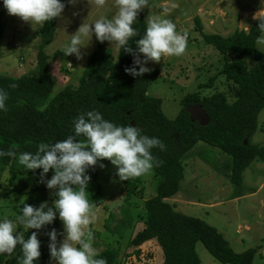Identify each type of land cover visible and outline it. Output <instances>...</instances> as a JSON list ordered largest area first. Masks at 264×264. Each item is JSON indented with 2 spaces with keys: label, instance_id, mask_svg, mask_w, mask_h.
<instances>
[{
  "label": "trees",
  "instance_id": "16d2710c",
  "mask_svg": "<svg viewBox=\"0 0 264 264\" xmlns=\"http://www.w3.org/2000/svg\"><path fill=\"white\" fill-rule=\"evenodd\" d=\"M61 2L65 3L66 9L69 0ZM5 14L7 11L0 2V22ZM57 20L54 18L46 22L38 30L39 43L33 74L19 77L0 75V88L8 93L7 111L0 112V150L34 153L41 142L63 140L74 135L72 121L87 111L95 110L105 120L119 126L137 127L143 135L160 139L165 150L152 149L154 159L159 162V166L152 168L156 176V193L144 201L143 228L129 241V246L136 248L134 254L139 255L143 244L155 241L163 254L162 264H200L195 250L196 244L200 243L221 264H253L257 249L234 252L214 227L198 218L176 212L166 200L178 193L184 176L182 158L198 142L231 158L230 182L236 187L241 186L243 173L255 160L264 161V146L251 143L257 131L258 115L264 108V53L255 43L261 35L257 30L259 23L253 24L248 31H235L226 37L202 34L204 43L222 57L220 76L234 87L233 100L229 102L223 92H214L206 97L197 93L186 94L180 100L179 113L170 120L162 112L161 100L147 94L149 85L159 77V71L151 69L149 73L136 77L124 71L126 67L133 66L135 56L145 59L136 48V41L142 37L147 26L143 9L133 24L139 35L129 41L133 52L118 49L114 59L105 42L97 41L95 49L87 57L78 85L65 87L48 100L53 91L54 78L46 48L54 40ZM207 86L210 87L211 83ZM196 105L201 106L209 118L205 126L192 122L185 110ZM5 169L9 170L11 183L19 185L14 186L15 192L25 193L20 209L25 203L38 207L49 200L50 190L45 184L38 183L42 169L28 172L15 159L0 158V173ZM52 174L50 170L45 180L50 179ZM86 174L91 178L87 188L88 198L96 204L101 194L96 165L89 168ZM131 187V183L127 184V188ZM124 212L128 218L124 228L128 230L131 219L128 211ZM53 224H57L56 219ZM34 231L25 229V239ZM37 235L41 242V256L34 264H52L54 260L50 257L48 245L42 236ZM21 255L20 248L9 264H18ZM97 258L105 259L107 264H118V253L110 247H106Z\"/></svg>",
  "mask_w": 264,
  "mask_h": 264
},
{
  "label": "rangeland",
  "instance_id": "374dc122",
  "mask_svg": "<svg viewBox=\"0 0 264 264\" xmlns=\"http://www.w3.org/2000/svg\"><path fill=\"white\" fill-rule=\"evenodd\" d=\"M260 7V0H147L143 9L147 23L150 18L169 19L176 25L177 33L187 37L183 55L163 56L159 62L149 60L145 64V67L159 71V77L149 85L147 94L161 100V109L167 119L177 116L181 109L180 100L186 94L197 93L206 97L214 92H223L229 102L233 100L234 87L220 76L222 57L204 43L202 34L226 37L235 31H248L253 24L259 23L252 16ZM116 11L115 0H104L102 5H98L96 0H73L67 5L56 22L54 40L46 48L54 78L53 91L48 100L65 87L78 85L87 57L96 47L97 40L93 34L89 43L90 38L85 39L81 59L75 55L64 56L62 48L70 41L71 35L83 23H93L101 16L110 19ZM40 27L5 14L0 22V75L19 77L35 72ZM105 44L116 59V45L107 41ZM258 49L264 53V47ZM209 83L210 87L207 86ZM257 122V131L251 143L262 147L264 108ZM101 163L105 166L103 169L99 167ZM182 164L184 176L179 191L166 202L176 212L198 218L214 227L234 252L257 249L253 264H264V161L255 160L245 170L240 187L230 182L231 158L203 142H198L183 156ZM96 168L101 194L97 203L93 204L95 220L89 225L93 247L98 254L106 247L115 250L118 264H162L163 254L155 241L143 244L139 255L134 254L136 248L129 246V241L143 228L144 201L156 193V176L152 169L124 183L116 175V167L110 161L100 160ZM10 180L8 169L0 173V219L14 221L25 193H16L14 186L19 185ZM130 183L132 187L127 188ZM55 191H49V207L55 199ZM124 211H128L131 219L128 230L124 228L128 221ZM56 221L57 224L36 230L47 245L48 233L53 228L60 241L63 238V225L58 214ZM17 230L25 235L24 228L17 226ZM20 248L17 245L10 255L0 254V264H9ZM195 250L200 264H221L202 244L197 243Z\"/></svg>",
  "mask_w": 264,
  "mask_h": 264
},
{
  "label": "clouds",
  "instance_id": "9594fccd",
  "mask_svg": "<svg viewBox=\"0 0 264 264\" xmlns=\"http://www.w3.org/2000/svg\"><path fill=\"white\" fill-rule=\"evenodd\" d=\"M10 16L20 18L31 25L43 26L54 18H59L65 9L61 0H0ZM73 0H69L72 3ZM102 5L104 0H96ZM147 0H115L117 11L109 19L101 16L93 23H83L75 34L71 35L62 48L64 56L75 55L81 59V48L85 39L93 34L97 41L115 44L126 53L133 52L129 45L130 39L139 35L133 24L139 12L145 8ZM260 10L253 16L259 21L256 38L258 47H264V0H260ZM186 35L178 34L176 25L169 19L150 18L142 37L136 41L138 53L144 60L135 56L132 67L124 69L133 77L143 76L151 71L144 65L150 60L159 62L163 56H181L186 49ZM138 67V71H137ZM15 87V85H11ZM8 93L0 88V112L7 111ZM74 135L54 143L41 142L36 151L17 152L0 150V158L15 159L17 164L28 172L39 173L38 183L45 184L47 189L56 190L55 199L49 207L47 201L33 207L27 203L19 210L16 219H0V254H12L17 245L21 246L22 255L18 264H34L41 256V242L37 231L27 239L17 230L20 226L40 230L51 225L57 214L63 225V238L57 243V232L53 228L48 233L49 254L55 264H107L103 258H97L98 252L91 240L93 234L89 225L95 220L92 212L93 203L88 198L87 188L90 176L88 169L100 160H108L116 167V175L120 180L139 177L154 166H159L152 155V149L165 150L164 143L156 137H148L133 126H119L93 110L78 115L73 121ZM82 137V139H78ZM99 167L103 169L104 164ZM52 170L50 179L45 175Z\"/></svg>",
  "mask_w": 264,
  "mask_h": 264
},
{
  "label": "water",
  "instance_id": "95a60500",
  "mask_svg": "<svg viewBox=\"0 0 264 264\" xmlns=\"http://www.w3.org/2000/svg\"><path fill=\"white\" fill-rule=\"evenodd\" d=\"M190 115L192 122H198L200 125L205 126L209 122V118L201 106L196 105L185 109Z\"/></svg>",
  "mask_w": 264,
  "mask_h": 264
}]
</instances>
